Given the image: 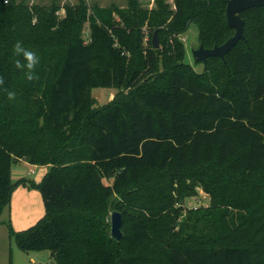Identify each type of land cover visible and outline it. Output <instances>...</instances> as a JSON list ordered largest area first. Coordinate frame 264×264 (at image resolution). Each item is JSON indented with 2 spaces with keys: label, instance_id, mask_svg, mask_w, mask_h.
<instances>
[{
  "label": "trees",
  "instance_id": "trees-1",
  "mask_svg": "<svg viewBox=\"0 0 264 264\" xmlns=\"http://www.w3.org/2000/svg\"><path fill=\"white\" fill-rule=\"evenodd\" d=\"M227 2L0 0V215L19 185L44 205L35 224L9 226L19 249L52 264H264V6L241 12L245 40L202 72L181 39L194 23L199 45L226 42ZM17 41L40 57L38 79L15 68ZM97 87L119 91L97 106ZM19 160L48 170L15 180ZM197 187L210 206L184 208Z\"/></svg>",
  "mask_w": 264,
  "mask_h": 264
},
{
  "label": "rangeland",
  "instance_id": "rangeland-1",
  "mask_svg": "<svg viewBox=\"0 0 264 264\" xmlns=\"http://www.w3.org/2000/svg\"><path fill=\"white\" fill-rule=\"evenodd\" d=\"M20 2H24L30 6L40 5V6H50L52 4L59 3L60 5L64 4H76L78 0H17ZM89 7L97 6H109L111 4H116L119 6H125L126 0H85ZM172 3L173 0H168ZM140 4L146 8H152L155 6L154 0H139ZM60 17L64 16V10H60ZM85 36L88 38L89 24H85L84 26ZM181 39L186 47V58L185 62L191 64L197 72H202L204 70V63H197L193 56V50L199 47V39H198V28L196 24L191 23L186 32L181 35ZM159 40V39H158ZM146 43L149 42V35L147 34L145 37ZM119 90L115 88H105V87H97L92 89V95L96 102L97 106H104L112 101ZM128 90L123 89L120 91L121 94L127 93ZM27 163L24 160H19L14 163L12 166V174L14 177L15 171L18 169L22 175L26 178L33 179L35 181H40L44 171L47 168L43 166H36ZM42 175V176H41ZM15 179V177H14ZM24 189V188H22ZM40 196V195H39ZM210 196L204 192V190L200 187L195 188V193L187 198H185L183 202V206L186 209L199 208V207H209L210 206ZM41 207L37 212L36 221L32 224H35L43 215H44V205L42 197H40ZM37 210V206L35 207ZM187 211V210H186ZM185 211V213H186ZM112 212V211H111ZM10 209L6 208L3 214L0 216V220H4L7 222V225H0V264H52L53 258L49 250H37V251H23L18 248L15 238L10 236L9 234V226L13 228V230L17 231L15 225L12 221V225L10 224ZM111 215V213H110ZM108 222L110 223V216L108 218ZM30 226V225H29ZM111 227V223H110ZM28 228V227H26ZM24 228V229H26Z\"/></svg>",
  "mask_w": 264,
  "mask_h": 264
},
{
  "label": "water",
  "instance_id": "water-1",
  "mask_svg": "<svg viewBox=\"0 0 264 264\" xmlns=\"http://www.w3.org/2000/svg\"><path fill=\"white\" fill-rule=\"evenodd\" d=\"M254 6H264V0H228L226 6V17L229 27L235 30V33L226 42L221 45H215L212 48H205L202 44L193 50V56L196 62H206L209 57L217 56L224 58L225 55L240 41L245 40L244 26L245 20L241 12ZM153 47H159L157 31L153 36ZM122 213L113 210L110 215V235L113 239L120 241L122 238Z\"/></svg>",
  "mask_w": 264,
  "mask_h": 264
},
{
  "label": "crops",
  "instance_id": "crops-1",
  "mask_svg": "<svg viewBox=\"0 0 264 264\" xmlns=\"http://www.w3.org/2000/svg\"><path fill=\"white\" fill-rule=\"evenodd\" d=\"M36 166L37 165H34L32 167L35 168ZM43 167L47 168L46 166ZM47 170H45L44 172L46 173ZM21 175L22 173L17 169L14 174L15 180L24 177V176L20 177ZM29 180H33V179H29ZM40 197H41V193L39 192V190L31 189L30 187L25 185H19L16 188V190L13 192L11 203L9 207H7L10 209V213H9L10 219H8L10 221V224L12 225V221H13L15 228L18 230H23L26 227H30L31 223H33L37 219V217L35 216L37 215V212L41 207ZM36 206H37V210L35 209ZM6 223L7 222H5L4 220H0V225L1 224L3 226L7 225Z\"/></svg>",
  "mask_w": 264,
  "mask_h": 264
},
{
  "label": "clouds",
  "instance_id": "clouds-1",
  "mask_svg": "<svg viewBox=\"0 0 264 264\" xmlns=\"http://www.w3.org/2000/svg\"><path fill=\"white\" fill-rule=\"evenodd\" d=\"M13 53L16 57L14 66L28 81L38 79L36 74L37 66L40 63V57L37 53L23 45V42L17 41L13 48ZM5 81L0 77V87H3ZM9 101L16 99V93L9 91L7 88L3 89Z\"/></svg>",
  "mask_w": 264,
  "mask_h": 264
},
{
  "label": "built area",
  "instance_id": "built-area-1",
  "mask_svg": "<svg viewBox=\"0 0 264 264\" xmlns=\"http://www.w3.org/2000/svg\"><path fill=\"white\" fill-rule=\"evenodd\" d=\"M5 2H8V0H5Z\"/></svg>",
  "mask_w": 264,
  "mask_h": 264
}]
</instances>
